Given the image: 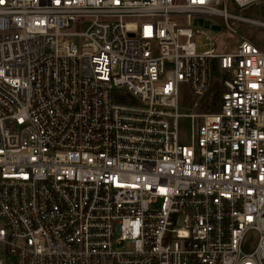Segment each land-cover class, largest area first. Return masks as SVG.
<instances>
[{"label": "built area", "instance_id": "1", "mask_svg": "<svg viewBox=\"0 0 264 264\" xmlns=\"http://www.w3.org/2000/svg\"><path fill=\"white\" fill-rule=\"evenodd\" d=\"M0 264H264V0H0Z\"/></svg>", "mask_w": 264, "mask_h": 264}, {"label": "rangeland", "instance_id": "2", "mask_svg": "<svg viewBox=\"0 0 264 264\" xmlns=\"http://www.w3.org/2000/svg\"><path fill=\"white\" fill-rule=\"evenodd\" d=\"M194 25L198 28H203V29H213L215 31L221 30L219 23L213 18H204V17L194 18ZM235 41H236L235 38L229 39L230 44H234ZM182 89L185 91V95L183 96V100H185V103H184V108L181 109V111L183 113H190V112H192V109L190 106V103L192 101H191V98H190L189 93H188V87L186 85H182ZM208 101L209 100L207 99V102ZM191 125H192V122H191L190 118H185V117L181 118V120H180V137L185 143H190ZM253 242L254 241H252L246 247L251 248L253 246Z\"/></svg>", "mask_w": 264, "mask_h": 264}, {"label": "trees", "instance_id": "3", "mask_svg": "<svg viewBox=\"0 0 264 264\" xmlns=\"http://www.w3.org/2000/svg\"><path fill=\"white\" fill-rule=\"evenodd\" d=\"M219 90H220L219 86L218 84H216L215 87L213 88V99L215 100L219 99V93H220Z\"/></svg>", "mask_w": 264, "mask_h": 264}]
</instances>
